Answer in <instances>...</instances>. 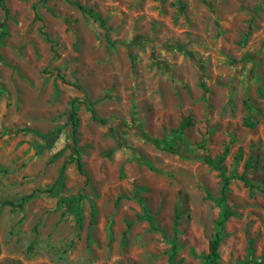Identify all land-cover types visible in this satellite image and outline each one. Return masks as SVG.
<instances>
[{
  "label": "rangeland",
  "instance_id": "rangeland-1",
  "mask_svg": "<svg viewBox=\"0 0 264 264\" xmlns=\"http://www.w3.org/2000/svg\"><path fill=\"white\" fill-rule=\"evenodd\" d=\"M3 3L0 264H205L222 155L221 262L264 264V0Z\"/></svg>",
  "mask_w": 264,
  "mask_h": 264
},
{
  "label": "trees",
  "instance_id": "trees-1",
  "mask_svg": "<svg viewBox=\"0 0 264 264\" xmlns=\"http://www.w3.org/2000/svg\"><path fill=\"white\" fill-rule=\"evenodd\" d=\"M4 0H0V4L3 8V10L5 11V19L1 25L2 31L1 34L2 35H6L7 34V30L6 28V20L9 18V9L8 7L3 3ZM76 4L78 6V8L83 11L84 13L88 14L90 17H92L93 19H95L96 21L99 22V25L102 28L107 29L106 27V20L104 18H102L98 13H96L95 11H93L91 8L87 7L86 5L82 4L79 1H76ZM36 8V6H35ZM35 19H40V15L38 13L35 14ZM41 34L42 37L49 43H51V47L52 50L55 51V46H56V42L55 40L50 36V34L45 30L44 25L41 27ZM0 42H1V37H0ZM59 77L62 79L63 82L72 85V86H76L81 88V86L78 83L75 82H71L69 80H67V78L62 75L61 71L59 70L58 72ZM204 85V83H203ZM84 104L88 107V109L90 110L93 119L95 120H99L103 123H105V120L100 118L96 112V109L94 107V103L89 100L88 98H83V99H79V98H75L72 101V107H71V122H72V130H73V140H74V144L72 146V149L75 152V157L72 156V159L77 161L78 167L79 169L82 171L83 168V163L81 160V150L80 148H78L76 146V141H77V128L79 125V118H78V108H77V104ZM192 124V121L190 120V118H185L183 120V122L180 124L179 129H184L185 127L189 126ZM111 131H113V128H111ZM143 138L147 137V138H151L150 136H148L147 134H145L144 132H142L140 134ZM118 138H120L118 136ZM224 161V155L222 156H218L215 158L212 157H205V162L210 165L212 168L216 169L219 171V174L222 178V188H221V195L220 197H213L211 198L216 204L217 206L220 208V213H219V217L217 218V220L215 221V230L214 233L212 234L210 240H209V250L208 253L205 255L204 259H205V264H222L221 262V255H220V244L222 242V240L224 239L225 233H224V229L226 227L227 222L229 221L230 217L235 215V211L227 205L226 200H227V190H228V186L230 184V181L232 178L236 177H230L226 174V167L223 164ZM240 179H242L246 185L253 187V184L249 181L248 178H246L244 175L240 176ZM35 195V192H32L30 194H27L25 196L22 197L19 205H23L26 201H28L29 199L33 198ZM14 205L13 202H4L1 205ZM95 216V209H93V217ZM149 218H151V216L148 214L147 215ZM174 254L175 252L173 251V253L171 254V261L173 262V264H176L174 262ZM264 261V260H263Z\"/></svg>",
  "mask_w": 264,
  "mask_h": 264
}]
</instances>
